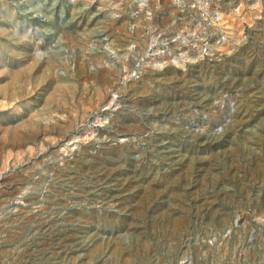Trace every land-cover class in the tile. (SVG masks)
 I'll use <instances>...</instances> for the list:
<instances>
[{
	"label": "rangeland",
	"instance_id": "374dc122",
	"mask_svg": "<svg viewBox=\"0 0 264 264\" xmlns=\"http://www.w3.org/2000/svg\"><path fill=\"white\" fill-rule=\"evenodd\" d=\"M0 264H264V0H0Z\"/></svg>",
	"mask_w": 264,
	"mask_h": 264
}]
</instances>
